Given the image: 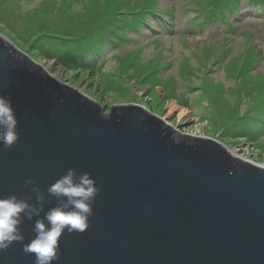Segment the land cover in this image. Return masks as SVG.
I'll use <instances>...</instances> for the list:
<instances>
[{
	"label": "water",
	"instance_id": "1",
	"mask_svg": "<svg viewBox=\"0 0 264 264\" xmlns=\"http://www.w3.org/2000/svg\"><path fill=\"white\" fill-rule=\"evenodd\" d=\"M0 95L11 97L20 134L0 151V198L35 203L29 178L46 197L40 217L21 226L24 242L0 253V264H34L23 246L35 237V219L65 203L47 188L68 169L90 173L100 192L90 227L66 232L53 264H264V167L139 106L102 116L2 37ZM175 133L194 140L177 142Z\"/></svg>",
	"mask_w": 264,
	"mask_h": 264
},
{
	"label": "rangeland",
	"instance_id": "2",
	"mask_svg": "<svg viewBox=\"0 0 264 264\" xmlns=\"http://www.w3.org/2000/svg\"><path fill=\"white\" fill-rule=\"evenodd\" d=\"M58 2L0 0L5 36L52 79L100 106L102 116L116 106H139L180 134L214 140L231 147L235 157L264 167V0H159L164 16L173 12L170 26H146L129 32L133 41L113 46L95 41L93 21L83 46L92 42L99 54L75 60L79 45L51 38L78 31L76 20L86 12L79 7V16L68 20L60 16ZM48 12L56 15H41ZM231 18L254 37L244 32L241 38ZM69 57L74 67L89 71L70 70ZM174 101L186 107V116L169 114Z\"/></svg>",
	"mask_w": 264,
	"mask_h": 264
},
{
	"label": "clouds",
	"instance_id": "3",
	"mask_svg": "<svg viewBox=\"0 0 264 264\" xmlns=\"http://www.w3.org/2000/svg\"><path fill=\"white\" fill-rule=\"evenodd\" d=\"M20 140L18 119L11 97L0 95V151H10ZM24 187L35 194L32 197L8 195L0 198V253L14 243H23L21 226L25 218L32 221L44 210L45 194L34 179H26ZM100 189L90 173H78L75 169L58 178L47 188V195L65 203L50 208L42 219H35L34 239L24 244L25 254H34V264H53L62 256L60 241L67 232L84 233L90 227L93 205ZM39 205V207H37Z\"/></svg>",
	"mask_w": 264,
	"mask_h": 264
},
{
	"label": "trees",
	"instance_id": "4",
	"mask_svg": "<svg viewBox=\"0 0 264 264\" xmlns=\"http://www.w3.org/2000/svg\"><path fill=\"white\" fill-rule=\"evenodd\" d=\"M103 2L108 4L110 2V0H103ZM85 12H86V14L83 13L84 16L82 15L81 20L77 25L78 31H74V34H76L75 38L80 39V40H76V43H71L68 39L67 42H70L69 44L76 45L79 43L82 44V41L85 42L84 38L86 37V34L88 33L87 31L91 26V22H93L94 20L97 21V24L95 26V32H96L97 37H99L100 34L103 36V35L109 34L111 32L110 30L112 29V25L110 23L106 22L105 19L106 18L114 19L115 16L113 13H107V14H103V15H100V14L95 15V13L92 12L91 9L85 10ZM88 14L90 15V18H88V16H87ZM91 19H92V21H91ZM74 34L72 33V35L67 36V37L68 38L73 37ZM63 37L64 36H61V38L52 37L51 39L66 42V39H64ZM86 54H88V49H85V48L77 49L76 53H75L76 57L73 59L75 60L79 57L80 58L85 57ZM68 63L72 64V66H71L72 68H70V70H79L80 71L81 68H83L84 70L89 71V69L85 66L74 67L73 66V60L70 57L67 60V64ZM174 138L177 142H181V141H184L186 139L189 140L190 142L194 140V138H189L187 136L182 137L178 133H175Z\"/></svg>",
	"mask_w": 264,
	"mask_h": 264
},
{
	"label": "bare ground",
	"instance_id": "5",
	"mask_svg": "<svg viewBox=\"0 0 264 264\" xmlns=\"http://www.w3.org/2000/svg\"><path fill=\"white\" fill-rule=\"evenodd\" d=\"M0 37H2L3 39L7 40V39H6V36L3 35L2 33H0ZM7 41H8L10 44H12V41H10V40H7ZM176 112H179V113H180V116L184 117V116L187 115V112H188V111H187L186 109H184L183 107L177 105V103L174 101L173 103H171V104L169 105V114L171 115V114L176 113ZM226 150H227V152H229V154H231V155L234 156V157L237 155V152H234V153H233L231 147H230V148H227V147H226Z\"/></svg>",
	"mask_w": 264,
	"mask_h": 264
}]
</instances>
